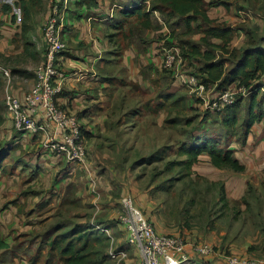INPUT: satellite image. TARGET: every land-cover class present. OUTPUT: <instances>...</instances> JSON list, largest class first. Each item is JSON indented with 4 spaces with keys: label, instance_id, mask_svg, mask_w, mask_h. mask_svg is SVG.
<instances>
[{
    "label": "crops",
    "instance_id": "obj_1",
    "mask_svg": "<svg viewBox=\"0 0 264 264\" xmlns=\"http://www.w3.org/2000/svg\"><path fill=\"white\" fill-rule=\"evenodd\" d=\"M28 1L0 0V55L7 60L12 55L22 57L26 45L21 44V40L28 42L30 37L34 36L33 26L29 23L32 14L24 15L22 9L24 2L27 5ZM221 1L227 5L210 8L208 16L216 23H225L236 28L237 34L232 48L241 47L247 39L246 32L241 27L257 30V27L264 23V0ZM138 2L141 0H97L95 6L76 7L68 12V19L62 30L68 51L58 57L57 61L67 78L63 92L57 97V103L79 119L88 149V165L82 167L56 158L46 146V136L43 134L32 137L20 132L22 135L21 139H17L19 142L24 143L25 137L31 139L27 153L34 156L31 160L30 176L22 179V184L26 185L22 190L19 185L14 189H0L3 203L7 202L9 206L17 204L13 207L16 208L15 213L19 212L22 206L27 207L28 203L36 204L32 210L41 211L39 204L50 200L44 199L42 195L49 191L54 194L52 199L56 202L57 209V213L50 216L52 222L58 223L61 218L58 211L62 210L70 223H85L92 217L89 223L94 224L93 220H97L99 216L100 223L112 225L111 231L121 232L122 227L118 228L115 222L121 206L120 199L127 195L134 199L136 206L145 212V216L152 214V205L155 202L150 192L154 186H143L144 180L138 166L141 167V164L146 162L144 157L151 155V149L148 148L155 146V141H160L159 145L164 144L161 147L167 145V121L183 110L179 108L183 103L179 102L177 105L175 101L176 107L172 105V100L176 97H189L187 102L192 103L189 109L195 107L194 96L179 92L182 87L177 82H171L169 73L163 72L162 52L166 43L177 42V37L199 43L201 35H182L187 32L184 24L173 31L157 11H149L151 27H145L133 17L125 22L122 10L129 4L132 6ZM147 4L149 6L148 2ZM33 45L36 51V44L29 43V47L33 48ZM31 53L36 56L34 51ZM182 65L183 69H188L183 57ZM11 66L5 67L10 72L9 78L0 72L3 83L1 91H5V94L10 92L23 99L35 87L37 66H25L22 59ZM211 91L208 89V92ZM182 94L185 96H181ZM3 116L6 118L5 113ZM49 131L52 133L51 129ZM161 132L164 134L161 135ZM255 135L257 139L264 136V121L252 128L244 146L237 141L231 145L238 159L246 166L245 172L235 173L233 177L241 180L239 187L229 192L225 177L220 176L223 170L212 167L207 156L201 157L192 168V180H196V175L205 176V171L212 169L217 176L212 182L222 181L226 201L229 200L230 194L235 200L249 195L252 185L249 175L252 174L250 169L253 162L260 175L259 181L264 177V145L260 146L252 160L245 154L251 149ZM37 166L40 169L33 176ZM27 167L28 164L25 166L24 163H18L14 175L26 174ZM227 178L229 177L225 179ZM1 181L2 179L0 183ZM29 188V196H33L30 198L24 195ZM257 190L261 193L264 188L257 187ZM12 191L15 198L11 197ZM218 201L221 202L220 198ZM244 203L247 210L252 201L247 199ZM87 205L90 208L89 214L86 212ZM20 216L21 214L17 215L18 221ZM15 223L7 226L5 232L0 234L9 244L8 248L0 250V264H29V258L33 255L35 248H30L29 253L30 249L24 247L23 238H15V234L12 238L8 237V229ZM25 223L28 227L26 229H31L30 231L42 228V224L31 226L29 222ZM166 230L157 231L165 233ZM24 234L25 231L20 232V237ZM115 238H118L116 244L126 247V234L116 235ZM187 239L190 244L195 243L192 238ZM213 239L219 252L253 255L251 248L254 242L246 238L236 237L226 241V238L220 236ZM128 252L129 258L121 264H138V251L128 247ZM193 259L200 260L197 264L222 262L220 257Z\"/></svg>",
    "mask_w": 264,
    "mask_h": 264
},
{
    "label": "rangeland",
    "instance_id": "obj_2",
    "mask_svg": "<svg viewBox=\"0 0 264 264\" xmlns=\"http://www.w3.org/2000/svg\"><path fill=\"white\" fill-rule=\"evenodd\" d=\"M82 1L87 2L89 0ZM72 2L73 0H37V3L33 4L29 0L27 2V5L24 4V15L32 14L29 23L33 26L32 29L34 31V36L30 37V41L28 42L25 40H21L20 43L24 44V46L26 45L22 57L12 55L7 60L5 57H1L2 55H0V66L4 68H11V65L13 63H18L21 61V59L24 61L25 66H38L45 57V41L43 28L46 19L53 15L54 9L58 10V14H60V12L63 13V11L70 12V10L75 9L76 5H73ZM25 29L26 28L24 27V30ZM29 43L36 44V51L34 50V45L33 48L29 47ZM32 51L36 53V56L31 53ZM178 91H181L184 94L188 95L187 91L184 88H179ZM4 94L5 91L0 92V154L2 152L1 149L6 146H8V148H12V151L8 150L7 148L4 149V151H7L9 154L7 159L4 161L6 172L0 174V180L2 179L0 183V189L9 190L8 187L14 189L15 186L19 185L20 190H22L23 187H26L24 183L22 184V179H27L30 176L31 172L30 165L32 164V162L30 160V156H24V154H27L30 150L29 145L31 143V139L25 137L23 141L24 143H21L19 142V140H17L21 139L22 133L18 132L15 129L10 117L7 114L4 102ZM185 99L190 98L185 97L184 100ZM174 101H177L176 103H178V97H176ZM191 104V102L184 101L183 105H181V108H183L182 112L184 113L183 118L180 119L181 128L172 126L170 124H168L166 127V133L168 136L166 142H168V144H173L168 145L172 147L167 148V155L161 154L167 161L162 162L160 159H157V161L151 164L148 161L150 156H146L144 157L146 162L141 164V167L138 166L140 169V175H142V179L144 180L143 186L149 187V184L154 186V189H152L151 191L153 192V195L150 192V196L155 202L152 205L153 211L150 216L146 215V217L154 223L157 230L167 229L165 233L180 235L186 238L187 241V238H192V240H194L193 242L195 243L207 241L211 242L216 247V243L214 242L213 238H219L221 236V238H226V241L236 237L240 239L246 238V240L254 242L251 248V252L253 255L249 256L251 258H262L264 257V190L259 193L257 187H259L260 189L264 188V177L262 179L263 181H259L260 175L258 174V170L256 169V165L254 162L251 164L250 169V171L252 170V174L249 175V182L252 183L249 195L235 200L230 194L229 200L226 201L227 206L225 207H223L222 205L224 203L218 201L220 186L223 185L212 184L214 183L212 182V180L216 179L217 177L215 173L212 172V169L206 170L205 176L196 175L195 181H192L188 178H175V176H182L186 173L185 168L180 164L174 165L171 171L166 172L167 164H169L170 162H178V160L183 157V155L181 156L179 154V148L176 146L178 142L186 140V138L188 137L187 133H192L195 131L192 128L193 126L199 125L200 132L202 130L207 131L208 133H212L216 130L221 129L220 116L210 115L207 117L208 119L205 120L206 112H204L205 108L200 106L202 104L197 106L193 102V104L195 105V109H192L193 107L191 109H187ZM3 112L6 114V118H4ZM186 118H193L191 119V124H185ZM218 123L220 125H218ZM188 125H191V127ZM185 128L189 129L185 130ZM151 133L156 135L155 132ZM163 134L164 133L161 132V135ZM159 142L160 141H155L156 145L148 148L149 150L151 149L150 154H153L161 148L165 147H161L164 144L159 145ZM261 145H264V136L257 139V135H255V141L251 145V149H249V151H246L245 153L246 155H248L249 160L253 159L254 154L260 150ZM22 149L23 151L21 153ZM17 159L19 160V162L28 164V167L25 168L26 174H19V176L14 175L15 163H17ZM31 167L32 169L34 168L33 165ZM5 174L8 175L7 179L3 178L6 177L4 176ZM220 176L223 178L229 177L227 179L224 178V180L228 184L229 192L230 190L239 187L241 184V180L233 178L235 176V173L232 171L223 170ZM19 182H21V184ZM28 190L31 189L29 188ZM233 192L235 191L233 190ZM29 194L28 197L30 198L32 195L29 196ZM42 196L45 197L44 199H50L51 201V203L47 207L49 210L48 212L43 210H32V208L36 206V204L28 203L27 207L23 208L22 206L21 209L19 208V212L15 213L16 208L14 209L13 207H15L17 204L13 203L11 206H9L7 202L3 203V198L0 194V234L5 232L7 226H9L10 224H14L16 221L17 223H15V225L8 229V232L11 235H9L8 237L12 238V236L15 234V238L17 236V238H23L22 242L25 245L24 247L28 249L34 247L35 249L32 253L33 255H31L29 261L36 258V264H45L49 259H51V263L59 262L60 258L59 249L51 252L50 248L51 241L59 234V232L51 233V235L49 233L47 234L48 236L46 235V233H48L52 229V225L55 223L51 221L52 217L50 216L57 213L55 205L56 202H54L52 199L54 194L47 191L43 193ZM11 197L15 198L14 191H12ZM247 199L251 200L252 204H250L248 209L246 210L244 208V202H246ZM87 207L88 211L86 212L89 214L90 208L88 205ZM142 212L145 214L143 210ZM19 214H21L20 221H18L17 217V215ZM24 215H26V217H24ZM60 216L61 218H59L58 220H60V222L64 221L66 229L70 230L76 223H78V221H75L74 223H70L69 221H67L64 212L60 213ZM91 218L85 223H80V225L85 226L83 227L84 232H91L92 235L90 236V239H96L98 247H96L95 252H99L104 248L105 252L107 249L108 254L110 241L108 242L107 239L104 240V238H106V235H102L104 233H101L100 230L96 229V227L94 229L91 227L95 224L97 225L98 223H100L99 221H97V219L93 220L94 224L91 225L89 223L90 221H92ZM25 221L29 222L31 226L42 224V228H36L34 229V231H30L31 229H26L28 227L25 226ZM115 223L119 225L117 222ZM121 227V225L118 226V228ZM24 231L26 232V234L21 235L20 237V232ZM95 243L93 244L95 245ZM30 251L31 249L29 250V253ZM102 252L104 251H101L100 253ZM221 253L224 252H220V254ZM98 254L99 253H97L95 256L93 254L91 255L90 259L93 261L92 264H94L95 261L98 262ZM109 261L110 259L108 260V264H113L111 261ZM139 261L140 259L137 258V262ZM199 261V259H193L186 264H197L196 262ZM201 261L203 262L204 260Z\"/></svg>",
    "mask_w": 264,
    "mask_h": 264
},
{
    "label": "trees",
    "instance_id": "obj_3",
    "mask_svg": "<svg viewBox=\"0 0 264 264\" xmlns=\"http://www.w3.org/2000/svg\"><path fill=\"white\" fill-rule=\"evenodd\" d=\"M30 1L33 4L37 3V0ZM147 2L149 3V6ZM72 4L76 5V7H87L88 5L90 7L91 5H97V0H89L87 2H83L82 0H73ZM129 5L127 8L122 10V14L126 18L124 19L126 20L125 22L129 21L133 17L135 20L141 21L145 27H151L149 11H157L162 14L166 23L170 28L173 29V31L179 25L184 24L187 32L182 35H189L188 37H192L190 35H201L199 43H194L191 40H185L183 37H177V42H167L166 47H177L181 57H183V61L185 59L187 64L186 68L188 69L185 71L188 74H193L198 77L206 85L207 89L212 90L213 96H218L225 91L236 90L241 86H244L247 90V95H238L235 103L231 106L225 107L220 113H215L208 110L204 111L206 112L205 120H207V117L210 115H218L221 117V129L212 133H208L207 131L202 130L200 132L199 125L193 126L192 128L195 131L192 133H187L188 137L186 140L178 142L176 146L179 148V154L181 156L183 155V157H181L178 162H170L167 164L166 172L171 171L174 165L180 164L185 168L186 173L182 176H175V178H188L192 180V168L200 161L201 157L203 156H207L209 158L208 162L216 169L229 170L234 173L245 172L246 166L238 159L236 156V151L231 148V145L237 141L244 146L249 138V135L251 134L252 128L257 123L264 121V34L260 33L264 32V23H261L257 27V30L241 27V29L245 30L247 39L241 47L232 48V43L236 37L237 29L232 28L225 23H216L215 20L210 19L208 16V10L210 8L227 5V3H223L221 0H141V2L135 3V5ZM22 9L24 11V7ZM240 9L244 8L240 7ZM47 50L48 47L45 44V55ZM67 51L68 47L66 50L62 51L58 57L62 56L63 53H67ZM58 66L62 70L61 66ZM161 67L163 72L170 74V77L172 78L171 82H177L179 84V82L172 76L171 72L164 69L162 64ZM2 86L3 83L0 79V92L3 88ZM185 90L189 95L194 96L190 94L187 89ZM194 98L195 105L198 106L202 104L200 99L196 98L195 96ZM174 100L175 99L172 100V105L176 106ZM184 101L187 102V99L184 100V97L179 98V102L183 103ZM57 105L69 115H72L63 109L58 103ZM200 106L203 107V105ZM179 108L181 109L180 105ZM189 108L190 105L187 109ZM192 109H195V107ZM183 116L184 113L179 112L175 116L168 119L167 122L172 126L181 128L180 119L183 118ZM185 124H191V118H186ZM218 125L220 124L218 123ZM188 126L191 127V125ZM187 129L189 128H185V130ZM31 136L35 137L37 135ZM82 141L85 143L83 128ZM168 145L173 144L167 143L164 148H161L160 150L151 154L148 161L151 164L157 161V159H160L162 162L167 161L162 155L166 154L168 147H172ZM5 148L12 151V148H8V146L1 149L0 174L6 172L4 161L7 159L9 153L4 151ZM22 151L23 149L21 150V153ZM27 155L30 156V160H32V157H34L31 155V153ZM54 156L58 158L57 155ZM18 163L22 162H19L17 159L15 166H17ZM39 169V166H37V170L34 171L32 175H36V172ZM4 176L8 175L5 174ZM212 184L223 185L221 182H214ZM30 192L31 190H27L24 192V195L28 197ZM151 193L153 195V192ZM225 197L224 186H220L219 198L220 201L224 203L223 207L227 206ZM49 203L50 200H47L42 204H39L38 207L43 211H47ZM119 204L121 205V201ZM58 212L63 213L62 210H59ZM97 219H99V216ZM116 222L119 224L118 219ZM98 225L109 229L110 233L114 237L116 235L122 236L123 234H126L123 226V230L121 232L115 230L114 232L111 231L112 225L105 226L102 223H99ZM83 227L85 226L76 223L74 227L69 230L65 228L64 221L60 222V220H58V223L55 222L52 225V229H49L50 231L46 233V235L49 233L51 235V233L59 232V234L51 241L50 248L51 252L59 249L60 258L59 262L51 263V259H49L45 264H92L93 261L90 259V257L92 254L95 256L97 253H99L98 262L95 261L94 264H108L110 256L107 254V249L106 252L104 248L99 252H95L96 247H98V243L96 242L95 238L90 239V236L92 235L91 232H84ZM91 227L94 229L96 226L93 225ZM96 229L98 228L96 227ZM100 232L104 233L102 235H106L104 240L107 239L109 242L110 237L102 230H100ZM93 243H95V245ZM125 246L126 247H123L119 243L117 244L119 249H125L128 251V247L130 246L128 244H125ZM8 247L9 244L7 241L0 237V250L6 249ZM101 251L104 252L100 253ZM229 254L242 256L234 253ZM242 257L251 258L250 256ZM110 261L114 264L111 259ZM36 263L37 259L35 258L33 260L31 259L29 264Z\"/></svg>",
    "mask_w": 264,
    "mask_h": 264
},
{
    "label": "built area",
    "instance_id": "obj_4",
    "mask_svg": "<svg viewBox=\"0 0 264 264\" xmlns=\"http://www.w3.org/2000/svg\"><path fill=\"white\" fill-rule=\"evenodd\" d=\"M68 11L53 15L44 23V40L48 47L43 61L35 70L36 84L33 91L23 99L10 92L5 94L6 111L15 129L29 135L46 136V146L70 163L87 167L88 153L82 141V128L79 119L59 108L57 97L63 92L67 75L57 64L59 54L67 49V43L62 30L67 21ZM59 16V17H58ZM162 66L171 72L179 84L190 94L200 99L205 110L220 113L235 103L238 95H247V90L241 86L233 91H225L218 96L208 92L206 85L195 75L188 74L182 65V57L177 47L165 48L162 52ZM0 72L7 78L10 72L0 66ZM49 129L52 130L50 133ZM118 222L126 232V242L139 253L138 264H186L194 257H220L222 262L215 264H264L262 258H248L238 255L224 254L216 250L211 242L190 244L186 238L158 232L154 224L148 220L131 196L121 199ZM98 229L110 237L108 254L115 264H121L129 253L119 249L116 238L106 227L97 225Z\"/></svg>",
    "mask_w": 264,
    "mask_h": 264
}]
</instances>
